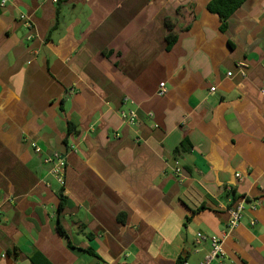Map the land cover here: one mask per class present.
<instances>
[{
    "label": "crops",
    "instance_id": "0c3cea01",
    "mask_svg": "<svg viewBox=\"0 0 264 264\" xmlns=\"http://www.w3.org/2000/svg\"><path fill=\"white\" fill-rule=\"evenodd\" d=\"M209 2L0 0V264H264V0Z\"/></svg>",
    "mask_w": 264,
    "mask_h": 264
},
{
    "label": "built area",
    "instance_id": "2783aa9c",
    "mask_svg": "<svg viewBox=\"0 0 264 264\" xmlns=\"http://www.w3.org/2000/svg\"><path fill=\"white\" fill-rule=\"evenodd\" d=\"M56 1V0H55ZM26 20V24L28 27H32V23L30 21V19H27L26 17H24ZM231 74V73H229ZM166 87H165V83L162 82L160 83V88L158 91L159 95H163L166 92ZM216 90V87H211L210 91L214 92ZM262 93L264 94V89L262 90ZM121 117L123 118L124 121H126L129 124H136L137 120H138V114L136 111L134 110H128V111H121L120 113ZM152 114H150L151 116ZM34 150L37 154L41 155L42 153V149L41 147H39L38 145H34ZM45 162H50L53 164L52 169H51V173L53 175V177L55 178V180L59 183V185L61 187L65 186V169H66V159L65 156L62 155L59 152H55L52 155H48L45 159ZM175 172L179 173L180 170L179 169H175ZM240 176V174H238V177ZM246 199L243 198L236 207L232 208L229 210L230 213V219L228 222V227L229 229H233L235 228L242 220L243 217V211H244V203H245ZM256 204L253 206V208H256L260 202L259 201H255ZM208 240L211 244V250L210 252L205 255L204 259L199 263V264H214L215 262L218 264H224L223 261L225 259L226 253L223 249V239H220L216 236H211V237H207L205 235H198L197 239H196V243H200V241H206ZM182 264H190L186 261H184Z\"/></svg>",
    "mask_w": 264,
    "mask_h": 264
},
{
    "label": "trees",
    "instance_id": "16d2710c",
    "mask_svg": "<svg viewBox=\"0 0 264 264\" xmlns=\"http://www.w3.org/2000/svg\"><path fill=\"white\" fill-rule=\"evenodd\" d=\"M246 0H210L208 3V10L212 13L217 14L221 20H222V26L221 29L224 30L227 27L228 20L230 16L245 2ZM174 39L171 41L173 42ZM180 149L178 148L177 152H179ZM60 199L61 202L59 204V211H61L64 207L65 203V197L63 195V191L60 192ZM59 233L62 235L67 236L65 230L62 228L60 224L57 226ZM90 253L94 254L92 250H89ZM33 262L35 264H50L45 260L44 263L39 262V260H36L35 258H32Z\"/></svg>",
    "mask_w": 264,
    "mask_h": 264
}]
</instances>
